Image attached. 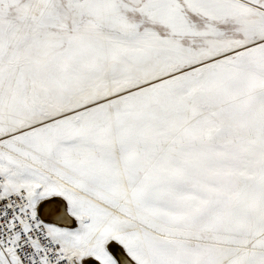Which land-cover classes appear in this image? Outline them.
I'll return each instance as SVG.
<instances>
[{
    "label": "snow or ice",
    "instance_id": "snow-or-ice-1",
    "mask_svg": "<svg viewBox=\"0 0 264 264\" xmlns=\"http://www.w3.org/2000/svg\"><path fill=\"white\" fill-rule=\"evenodd\" d=\"M0 264H264V0H0Z\"/></svg>",
    "mask_w": 264,
    "mask_h": 264
}]
</instances>
